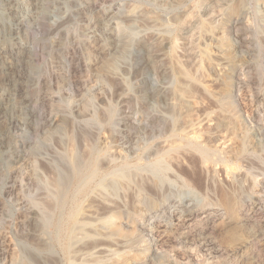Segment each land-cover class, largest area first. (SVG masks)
Returning a JSON list of instances; mask_svg holds the SVG:
<instances>
[{
	"label": "rangeland",
	"instance_id": "rangeland-1",
	"mask_svg": "<svg viewBox=\"0 0 264 264\" xmlns=\"http://www.w3.org/2000/svg\"><path fill=\"white\" fill-rule=\"evenodd\" d=\"M33 1L0 0V65L18 55L27 68L13 93L25 124L0 120V264H24L30 241L43 242L32 212L64 174L40 263L264 264V0ZM186 144L220 161L179 150L158 170ZM114 223L125 237H104Z\"/></svg>",
	"mask_w": 264,
	"mask_h": 264
},
{
	"label": "bare ground",
	"instance_id": "bare-ground-1",
	"mask_svg": "<svg viewBox=\"0 0 264 264\" xmlns=\"http://www.w3.org/2000/svg\"><path fill=\"white\" fill-rule=\"evenodd\" d=\"M19 1V0H18ZM23 1V0H22ZM33 1V0H32ZM36 1V0H35ZM43 1V0H42ZM13 2V1H12ZM22 3V2H21ZM33 3H34V1H33ZM35 4V3H34ZM25 5H26V3H25ZM16 6H18V4L16 5ZM22 6V5H21ZM36 6V5H35ZM40 6V5H39ZM14 7V6H13ZM12 7V8H13ZM19 8H20V6H19ZM18 8V9H19ZM24 8V7H23ZM31 8V7H30ZM29 8V9H30ZM36 8V7H35ZM42 9H39V10H41V11H43V7H41ZM15 9V8H14ZM28 8H26V10H27ZM23 11V10H22ZM29 11V10H28ZM15 12V11H14ZM24 12H25V10H24ZM30 12V11H29ZM11 13V12H10ZM10 15V14H9ZM31 15V14H30ZM38 15V14H37ZM36 15V16H37ZM14 16V15H13ZM16 16V15H15ZM20 16H22V15H20ZM32 17H33V14L31 15ZM34 16H35V14H34ZM41 16V15H40ZM44 16V15H43ZM144 16V15H143ZM26 17V16H25ZM18 18H19V16H18ZM34 18V17H33ZM40 18L41 17H37L36 18V22H39V21H41L40 20ZM10 19H11V17H10ZM22 19H23V16H22ZM42 19V18H41ZM3 20H4V18H3ZM15 21V20H14ZM18 21H21V19H18ZM25 21V20H24ZM32 21V20H31ZM143 21V20H142ZM145 21V20H144ZM28 22V21H27ZM149 23H151L150 21H149ZM14 24H16V23H14ZM28 24V23H27ZM36 24V23H35ZM19 25V24H18ZM26 25V24H25ZM25 25H23V26H25ZM12 26H13V24H12ZM34 27V26H33ZM60 27V26H59ZM20 27H18V29H19ZM22 28V27H21ZM13 29V28H12ZM11 29V30H12ZM17 30V29H16ZM24 31V30H23ZM29 31V30H28ZM12 32V31H11ZM14 33V32H13ZM21 33H22V31H21ZM8 34V33H7ZM15 34V33H14ZM17 35V34H16ZM21 36V35H20ZM2 37V36H1ZM16 37V36H15ZM14 37V38H15ZM17 38V37H16ZM23 38V37H22ZM25 38V37H24ZM2 40V39H1ZM4 40V39H3ZM2 40V41H3ZM6 40V39H5ZM18 40V39H17ZM22 40V39H21ZM14 41V40H13ZM21 42V41H20ZM5 45V44H4ZM22 45V44H21ZM27 49V48H26ZM29 49V48H28ZM34 49V48H33ZM32 49V50H33ZM1 51V50H0ZM19 51H20V48H19ZM18 51H16V53H17ZM26 52V51H25ZM29 52V51H28ZM31 52V51H30ZM21 53H23V52H21ZM9 54H10V52H9ZM30 54V53H29ZM32 54H33V52H32ZM32 54H30V56L32 55ZM38 54V53H37ZM12 55V54H11ZM27 55V54H26ZM34 55V54H33ZM3 56V55H2ZM10 56V55H9ZM6 57V56H5ZM12 57V56H11ZM10 57V58H11ZM33 57V56H32ZM25 58V57H24ZM27 59V58H26ZM30 59V58H29ZM9 61H10V59H8ZM25 60V59H24ZM34 60V59H33ZM1 61V60H0ZM9 61H7V60H5L4 61V63L2 62V64L0 65V69L2 70V73L4 74V79L7 81V87H9V89H10V91L6 94H4L2 91H1V87H0V120H7L8 121V123L7 124H9V126H12L13 128L14 127H19V126H21V125H24L25 124V122H23L22 120H19V119H17L14 115H13V109H14V100H13V93L15 92V93H19L21 90H22V88H23V85H22V81H20L21 80V77H22V73L24 74V71L27 69V68H25L24 66H23V60H22V58H20L18 55H16L15 56V58H14V62H9ZM29 62V61H28ZM148 61H144V63H147ZM30 63H32V62H30ZM34 64V63H33ZM31 65V64H30ZM148 65V64H147ZM85 67V66H84ZM38 71L36 70V69H34V68H30L29 69V73L31 74V75H35L36 73H37ZM1 73V72H0ZM41 73V72H40ZM101 73L102 74H104V75H106V76H111V75H114L113 74V71H112V69H111V66L110 65H106V66H104L103 68H102V70H101ZM26 76V75H25ZM30 77V76H29ZM28 77V78H29ZM39 77V76H38ZM34 78V77H33ZM33 78L31 79V80H33ZM40 78V77H39ZM112 79V78H111ZM116 80H118L117 79V77L115 78ZM3 83H4V81H2ZM36 83V82H35ZM34 83V84H35ZM236 83H237V81H236ZM1 84V83H0ZM116 84H118V83H116ZM3 85V84H2ZM6 85V84H5ZM29 86V85H28ZM237 86V85H236ZM6 87V86H5ZM7 87H6V91H7ZM25 87V86H24ZM27 87V86H26ZM5 89V88H4ZM4 91V90H3ZM5 91V92H6ZM12 91V92H11ZM27 91V90H26ZM185 91V90H184ZM182 92V91H181ZM21 94V93H20ZM30 94V93H29ZM32 94V93H31ZM186 94V93H185ZM228 94V93H227ZM17 98V97H16ZM24 100V99H23ZM26 102L27 103H29V105L33 102V104H34V101L32 100V99H26ZM25 102V103H26ZM22 103V102H21ZM18 104V103H17ZM19 104H20V102H19ZM32 104V105H33ZM32 105H30V106H32ZM20 106V105H19ZM24 107V106H23ZM23 107H22V109H23ZM27 107V106H26ZM33 107V106H32ZM15 108H18V107H15ZM15 110V109H14ZM19 111V110H18ZM32 114V113H31ZM18 117V116H17ZM35 117V116H34ZM19 118V117H18ZM38 119V118H37ZM40 119V118H39ZM29 122V121H28ZM6 123V122H5ZM31 123H34V122H31ZM27 125H28V123H27ZM7 125H5L3 122H0V153H1V149H2V147H3V145H4V142H5V140H6V138H7V127H6ZM29 127V126H28ZM38 127H39V125H38ZM21 128H22V126H21ZM10 129V128H9ZM37 131V130H36ZM72 132V131H71ZM85 132V131H84ZM34 133H36L35 132V130H34ZM78 134H79V132H78ZM81 135H79V137H80ZM84 137V136H83ZM111 137V136H110ZM85 138V137H84ZM71 139V138H70ZM111 139V138H110ZM87 140V139H86ZM6 144V143H5ZM71 145V144H70ZM6 146V145H5ZM83 146V145H82ZM80 147V146H79ZM178 147H180V146H178ZM170 148V147H169ZM206 148V147H205ZM204 147L202 148V146H193V145H190V144H186L184 147H183V145H182V148L180 147V148H170L169 150H167V151H165V154H164V157H162V159L159 161V162H157L158 163V167H159V169L158 170H162L163 172H167V171H170L169 170V161H170V159H172L171 158V156H172V154L173 153H178V151L179 150H183L184 151V154H185V152H190V151H192V152H195V153H197L198 154V156L200 157V159H201V161L204 163V164H206V166H207V163H212V164H214V162H216V161H220L219 160V157L217 156V155H215V154H213V153H210L209 152V150H207V149H205ZM71 149V148H70ZM23 150V149H22ZM73 150V149H72ZM91 152V151H90ZM191 152V153H192ZM216 152V151H215ZM83 153V152H82ZM84 153H86V152H84ZM83 153V154H84ZM180 153V152H179ZM183 152L181 151V153L180 154H182ZM86 154H88V152L86 153ZM176 155V154H175ZM187 155V154H186ZM191 156H192V154H190ZM84 156H86V155H84ZM179 156V155H178ZM196 157H197V155H195ZM161 157V156H160ZM174 157V156H173ZM175 158V157H174ZM198 158V157H197ZM179 159V158H178ZM22 160V159H21ZM175 160H177V157H176V159ZM180 160V159H179ZM94 162V161H93ZM201 162V163H202ZM223 162V161H222ZM228 162V161H227ZM226 162V163H227ZM230 162V161H229ZM173 163V162H172ZM171 163V164H172ZM195 163V162H194ZM198 163V162H197ZM202 163V164H203ZM226 163H225V165H226ZM232 163H234V162H232ZM19 164H20V162H19ZM45 164V163H44ZM82 162H79L78 160L77 161H75L74 163H73V166H72V171H73V175H75V176H80V173H81V166H82ZM174 164V163H173ZM183 164V163H182ZM175 165V164H174ZM211 165V164H210ZM222 166H223V164H221ZM224 165V166H225ZM199 166V165H198ZM177 167V166H176ZM202 167H203V165H202ZM207 167H209V165L207 166ZM210 167H212V166H210ZM209 167V168H210ZM215 167V166H214ZM230 167V166H229ZM171 168V167H170ZM182 168V167H181ZM208 168V169H209ZM233 169H234V167H232ZM221 169V168H220ZM224 169H228V167L227 168H224ZM230 169V168H229ZM228 169V170H229ZM222 170V169H221ZM232 170V169H231ZM50 171V170H49ZM197 171V170H196ZM53 172V171H52ZM69 172V171H68ZM90 172V171H89ZM217 172V171H216ZM221 172V171H220ZM228 172V171H227ZM226 172V173H227ZM232 172V171H231ZM70 173V172H69ZM95 173H96V169L95 168H93L92 169V171L88 174V176H87V182L89 181V180H91L93 177H94V175H95ZM211 173V172H210ZM229 173V172H228ZM52 174V173H51ZM224 174V173H223ZM236 174V173H235ZM230 175V174H229ZM228 175V176H229ZM233 175V174H232ZM237 175V174H236ZM55 176V175H54ZM215 176H217L216 174H215ZM214 176V177H215ZM231 176V175H230ZM229 176V177H230ZM141 178V177H140ZM143 178L145 179V177L143 176ZM149 178V177H148ZM69 179H70V175H65L64 174V176H62L61 178H59L56 182H55V184H54V182H53V186H54V190H53V192H52V190L50 191V192H52V194L51 195H49L48 197H46L47 199L44 201V199H42L43 200V203L42 204H40V205H38L37 206V209L35 210V211H33L32 212V214H33V216H34V218H40V221H39V226L38 227H40V228H38L37 229V231H36V233L35 234H37V236H38V238H39V240L40 239H42L43 240V242L42 243H37V241H36V243H35V241H30L29 239H27L28 241H30L31 243H33L32 245H31V248H30V250H28V249H26V250H28V254H27V252H26V255H27V261H28V263L29 262H31L32 264H39L40 262H39V260H40V258L42 257V254L44 253V252H50V250H51V248L48 246L49 244H48V242L46 241V239H44V238H46V235H47V232H46V227H48V226H50L51 224H52V220H53V216H54V214H55V211H56V202H57V205H58V203H61V201L63 200V198H64V196H65V194H66V190H67V186H68V183H69ZM150 179V178H149ZM184 179V178H183ZM215 179V178H214ZM213 179V180H214ZM50 180V179H49ZM146 180V179H145ZM52 181V180H51ZM139 181V180H138ZM148 182V181H147ZM191 182V181H190ZM137 183V182H136ZM149 183V182H148ZM215 183V182H214ZM230 183V182H229ZM145 184V183H144ZM143 184V185H144ZM147 184V183H146ZM156 182L154 181V183H152V186H154V187H156ZM189 185V184H188ZM195 185V184H194ZM194 185H193V187H194ZM190 186H191V184H190ZM8 187V186H7ZM48 187V186H47ZM51 187V186H50ZM146 187H148V184H147V186ZM157 188V187H156ZM196 188V187H195ZM46 189V188H45ZM53 189V188H52ZM150 189H153V188H150ZM193 190V189H192ZM7 191V190H6ZM10 191H12V190H10ZM153 191V190H152ZM5 192V191H4ZM154 192V194H155V191H153ZM236 192V191H235ZM6 193V192H5ZM233 193V192H232ZM48 194H49V191H48ZM153 194V193H152ZM205 198V197H204ZM210 199V198H209ZM227 199V198H226ZM205 200H206V198H205ZM212 200V199H211ZM228 200V202H227V205H226V210H227V214L229 215V216H231V217H234V215H236V213H237V202H235L233 199H231V198H228L227 199ZM41 201V200H40ZM243 202V201H242ZM39 203V202H38ZM200 203V202H199ZM37 204V203H36ZM54 205V206H53ZM36 206V205H35ZM176 206V205H175ZM199 206V205H198ZM212 206V205H211ZM159 207V206H158ZM170 207V206H169ZM216 207V206H215ZM83 208V207H82ZM73 209H74V207H73ZM163 209V208H162ZM175 209H176V207H175ZM42 210H46V213L44 214V215H41V213H44V212H42ZM83 210V209H82ZM81 210V211H82ZM159 210V209H158ZM183 210H185V209H183ZM193 210V209H192ZM199 210V209H198ZM218 210V209H217ZM239 210H241V208L239 209ZM245 210V209H244ZM111 211H112V209H111ZM110 211V212H111ZM58 212V211H57ZM155 212V211H154ZM162 212H163V210H162ZM246 212V211H245ZM108 213V212H107ZM161 213V212H160ZM196 213H197V211H196ZM201 213V212H200ZM223 213V212H222ZM154 214V213H153ZM164 214V213H163ZM175 214V213H174ZM246 214V213H245ZM30 215V214H29ZM82 215V214H81ZM80 215V209H77V210H75V211H73V213L69 216V218H68V220L70 221V222H72V223H75V224H78L79 223V217L81 216ZM108 216L106 217L109 221L110 220H119V218H120V214L118 213V212H111L110 214L108 213L107 214ZM179 215V214H178ZM189 215V214H188ZM222 215V214H221ZM247 215V214H246ZM227 216V215H226ZM226 216H223V217H226ZM238 216H240V215H238ZM29 217H31V216H29ZM82 217H84V216H82ZM81 218V217H80ZM85 218V217H84ZM250 218V217H249ZM249 218H248V220H249ZM86 219V218H85ZM88 219H90V218H88ZM187 219V218H186ZM35 220V219H34ZM36 220H38V219H36ZM87 220V219H86ZM86 220H84V221H86ZM182 220V219H181ZM226 220H227V218H226ZM179 221V220H178ZM246 221V220H245ZM65 222L67 223V221L65 220ZM119 222V221H118ZM191 222V221H190ZM232 222H233V220H232ZM35 223V222H34ZM81 223V222H80ZM187 223V222H186ZM199 223V222H198ZM238 223V222H237ZM74 224V225H75ZM82 224V223H81ZM80 224V225H81ZM119 224V223H118ZM196 224V223H195ZM234 224H236V223H234ZM240 224V223H239ZM55 225H56V223H55ZM54 225V226H55ZM83 225V224H82ZM193 225V224H192ZM30 226V225H29ZM31 226H32V224H31ZM37 226V225H36ZM77 226H79V224L78 225H75L74 227H76L75 229H77ZM111 226V225H110ZM120 225H117L116 223H114V224H112V231H111V233H108V234H105L104 235V237L106 236L107 238H109V239H112L113 237H115V236H120V237H125L126 235L124 234V232H123V230H121L122 228H120L119 227ZM33 227V226H32ZM162 227V226H161ZM79 228V227H78ZM111 228V227H110ZM31 229V228H30ZM75 229H74V231H75ZM160 229V228H159ZM32 230H33V228H32ZM48 230V229H47ZM56 230V229H55ZM89 230V229H88ZM133 230L134 229H132V232H133ZM211 230V229H210ZM34 231V230H33ZM91 231V230H90ZM135 231V230H134ZM246 231H248L247 229H246ZM93 232V231H92ZM127 232V231H126ZM136 232V231H135ZM211 232V231H210ZM29 233V232H28ZM31 233H33V232H31ZM49 233V232H48ZM90 234V233H89ZM127 234H132L133 235V233H131L130 232V230H129V233H127ZM135 234V233H134ZM29 235V234H28ZM33 235H34V233H33ZM86 235H88V234H86ZM91 235V234H90ZM95 235V234H94ZM103 235V234H102ZM235 235V234H234ZM31 236H32V234H31ZM80 236V235H79ZM92 236V235H91ZM134 236V235H133ZM28 237V236H27ZM50 237V236H49ZM90 237V236H89ZM93 237H96V236H93ZM164 237V236H163ZM183 237V236H182ZM187 237V236H186ZM29 238V237H28ZM33 238H35V237H33ZM162 238V237H161ZM188 238V237H187ZM207 239V238H206ZM24 240V239H23ZM26 240V241H27ZM32 240V239H31ZM166 240V239H165ZM236 240V239H235ZM96 241V240H95ZM108 241V240H107ZM110 241V240H109ZM113 241H114V239H113ZM116 241H117V239H116ZM98 242V241H97ZM102 242V241H101ZM23 243V242H22ZM48 244V245H47ZM74 244H75V242H74ZM89 244H91V243H89ZM245 244V243H244ZM30 245V244H29ZM92 245V244H91ZM28 246V245H27ZM27 246H26V248H27ZM89 246V245H88ZM93 246V245H92ZM95 246H96V244H95ZM84 247V246H83ZM91 247V246H90ZM244 247V246H243ZM21 248V247H20ZM53 249V248H52ZM84 249H85V247H84ZM86 249H87V247H86ZM93 249H94V247H93ZM82 249H80V251H81ZM88 250V249H87ZM21 251V250H20ZM67 252V251H66ZM102 252H104V251H102ZM20 256V255H19ZM23 256V255H22ZM44 256V255H43ZM45 256H46V254H45ZM25 257V256H24ZM54 257V256H53ZM52 257V258H53ZM44 258V257H43ZM47 258H49V257H47ZM98 258V257H97ZM18 259H21L20 257H18ZM51 259V258H50ZM45 260V259H44ZM53 260V259H52ZM51 260V261H52ZM25 260H23V259H21L19 262H21V263H23ZM27 261L25 262V263H27ZM51 261H44V262H42L43 264H54L53 262H51ZM18 262V263H19ZM57 262H58V260H57ZM56 261H55V263H57ZM24 263V264H25ZM42 263H40V264H42ZM30 264V263H29ZM69 264H75V263H73V262H70Z\"/></svg>",
	"mask_w": 264,
	"mask_h": 264
}]
</instances>
